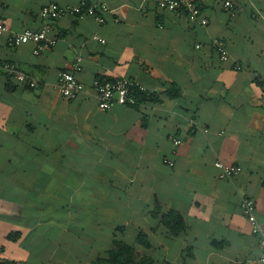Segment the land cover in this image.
<instances>
[{
	"label": "crops",
	"instance_id": "obj_1",
	"mask_svg": "<svg viewBox=\"0 0 264 264\" xmlns=\"http://www.w3.org/2000/svg\"><path fill=\"white\" fill-rule=\"evenodd\" d=\"M80 1L0 0V264H109L118 243L152 264H263L240 202L254 200L264 236V0H229L233 16L193 0L206 25L157 0H86L102 24L66 14L51 23L55 46H7L9 33L41 28L44 5ZM77 59L84 91L64 99L57 75ZM97 77L135 80L149 99L101 111ZM215 161L242 170L221 179ZM170 211L185 222L176 236L162 224Z\"/></svg>",
	"mask_w": 264,
	"mask_h": 264
},
{
	"label": "built area",
	"instance_id": "obj_2",
	"mask_svg": "<svg viewBox=\"0 0 264 264\" xmlns=\"http://www.w3.org/2000/svg\"><path fill=\"white\" fill-rule=\"evenodd\" d=\"M223 10L231 16L235 13V6L229 0H218ZM159 9L166 11H181L187 16L191 23H199L206 25L208 23L205 16H203L201 8L193 0H157ZM69 14L74 16L77 20H82L86 17L94 18L97 23L102 24L104 19L99 16L95 5L89 4L86 0H81L77 5L72 7H61L56 3H48L41 7L39 17L43 24L40 29L32 30L25 29L20 33H9L6 38V44L10 48H17L27 43H33L35 48L33 54L38 55L45 49H49L57 44L58 39L51 35V23L60 17ZM8 33L7 25L0 20V36ZM93 39L104 43L103 39L94 36ZM211 45L217 50L221 61H227L229 53L225 40L214 39ZM199 46H196L198 48ZM2 70L14 81L26 88H35L37 81L23 73L17 68L13 62H4L1 65ZM82 70L80 59H77L71 71H60L57 75L55 83L56 91L64 99H74L84 91L83 83L77 78L76 73ZM91 89L97 99L98 108L101 111L111 109L117 104L135 106L136 99L133 96L135 90L145 91L144 87L137 81L128 78H102L97 77L93 79ZM192 126H197L196 121L191 120ZM203 132L208 129L200 128ZM173 145L177 146L181 143L178 138H172ZM163 163L168 167H173L174 163L170 159H163ZM214 167L218 171V177L221 179L232 178L241 172V167L235 165L225 164L222 161H215ZM240 209L247 221L251 225V230L254 235L259 238L260 254L258 262L264 264V236L261 233L259 223L256 218V205L253 199L245 197L241 199Z\"/></svg>",
	"mask_w": 264,
	"mask_h": 264
},
{
	"label": "trees",
	"instance_id": "obj_3",
	"mask_svg": "<svg viewBox=\"0 0 264 264\" xmlns=\"http://www.w3.org/2000/svg\"><path fill=\"white\" fill-rule=\"evenodd\" d=\"M133 96L136 99L137 105L140 103H143L145 100H148L145 91H139L135 90L133 92ZM154 101L156 99L153 98ZM159 208L157 207L153 214L158 215ZM162 224L167 227L169 232L173 235H179L185 230V222L183 220V217L176 211H170L167 214L162 216ZM16 235H11L10 237L13 238ZM137 242L139 244H147V239L144 233H140ZM109 264H152L150 259L148 258H142L140 261H136V256L134 249L130 246H127L122 243H118L115 245V247L110 250L109 252V258H108Z\"/></svg>",
	"mask_w": 264,
	"mask_h": 264
}]
</instances>
